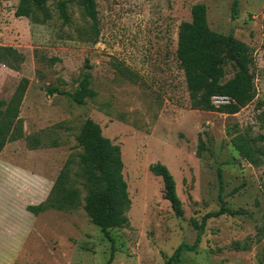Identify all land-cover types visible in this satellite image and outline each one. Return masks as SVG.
<instances>
[{
	"label": "rangeland",
	"instance_id": "1",
	"mask_svg": "<svg viewBox=\"0 0 264 264\" xmlns=\"http://www.w3.org/2000/svg\"><path fill=\"white\" fill-rule=\"evenodd\" d=\"M57 1L47 3L52 17L37 23L15 15L19 0H0V99H9L20 80L29 79L0 160L40 172L49 195L72 158V183L82 201L37 215L13 264H107L111 257V241L84 209L88 186L80 174L77 136L87 118L120 145L131 198L128 225L111 230L115 252L110 264H163L183 241H195L193 220L201 222L218 210L220 194L229 208L242 213L209 218L198 249L185 252L180 264H264V0H240L237 19L231 16L232 0H97L98 35L73 1L72 22L65 23ZM196 3L206 4L213 31L233 33L250 48L255 98L237 113L191 106L177 45L180 24L192 19ZM86 71L95 98L79 104L69 95L48 92H74ZM225 71L228 80L235 64L229 61ZM238 135L263 151L256 154V164L233 146ZM27 136L42 144L31 148ZM157 162L175 178L181 217L164 197L162 178L150 170ZM23 181L19 173L0 171L1 199L12 183ZM17 196L24 207L26 195Z\"/></svg>",
	"mask_w": 264,
	"mask_h": 264
},
{
	"label": "trees",
	"instance_id": "2",
	"mask_svg": "<svg viewBox=\"0 0 264 264\" xmlns=\"http://www.w3.org/2000/svg\"><path fill=\"white\" fill-rule=\"evenodd\" d=\"M49 0H19L15 15L31 18L37 23H46L52 13L47 6ZM75 2L84 15L92 20L93 30L99 34L97 0H58L56 9L65 23L72 22L69 3ZM240 0H232L231 16L237 19L240 14ZM192 19L183 21L179 27L177 57L184 71L185 82L189 91L192 108L203 111H218L234 114L255 98V75L251 70L253 57L249 46L236 39L233 33L222 35L213 31L208 20V10L205 3H196L191 9ZM264 26V7H263ZM231 51V57H226ZM232 61L236 66L234 75L228 80L225 65ZM88 65V61L86 63ZM91 72L86 71L74 92L50 88V94L69 95L75 102L83 104L87 99L97 96L91 86ZM29 79L23 77L9 99H0V154L5 149L15 124L20 117ZM214 95L228 96L227 104L216 105L212 101ZM82 147L79 164L81 176L88 186L84 209L91 221L99 226L112 243V253L107 264H110L115 252V238L111 234L114 228L128 225L127 211L131 206L128 183L124 177V161L120 145L103 134L102 127L92 118H87L77 136ZM28 145L35 149L42 144L40 138L26 137ZM233 146L252 164L258 162L256 154H263L259 148L251 147L247 140L238 135L232 139ZM59 145L58 141L51 143ZM203 149L200 144L199 153ZM74 160L68 159L61 167L51 192L47 199L37 205H28L27 209L39 215L50 209L66 210L81 204V190L73 185ZM150 170L160 176L164 184V197L171 204L176 216L184 214L183 204L176 191V181L169 168L161 163H153ZM264 190V176H263ZM221 207L207 213L201 222L193 220L197 236L193 243L183 241L173 254L165 256L163 264H180L185 252L198 249L209 218L223 214L236 215L242 213L226 205L224 196L220 194Z\"/></svg>",
	"mask_w": 264,
	"mask_h": 264
},
{
	"label": "crops",
	"instance_id": "3",
	"mask_svg": "<svg viewBox=\"0 0 264 264\" xmlns=\"http://www.w3.org/2000/svg\"><path fill=\"white\" fill-rule=\"evenodd\" d=\"M4 170L13 175L19 173L27 179V183L23 181L17 186L12 183V189L6 198L1 199L0 195V264H13L35 228L37 215L30 212L27 206L42 203L47 199L48 193L46 180L40 172L34 174L31 170L17 169L0 160V171ZM19 193H22V196L26 195L24 207L16 203L15 198Z\"/></svg>",
	"mask_w": 264,
	"mask_h": 264
},
{
	"label": "built area",
	"instance_id": "4",
	"mask_svg": "<svg viewBox=\"0 0 264 264\" xmlns=\"http://www.w3.org/2000/svg\"><path fill=\"white\" fill-rule=\"evenodd\" d=\"M212 101H213L214 104L220 105V104L230 103L231 99L228 96H225V95H214L212 97Z\"/></svg>",
	"mask_w": 264,
	"mask_h": 264
},
{
	"label": "water",
	"instance_id": "5",
	"mask_svg": "<svg viewBox=\"0 0 264 264\" xmlns=\"http://www.w3.org/2000/svg\"><path fill=\"white\" fill-rule=\"evenodd\" d=\"M226 57H227V58H230V57H231V51H228Z\"/></svg>",
	"mask_w": 264,
	"mask_h": 264
}]
</instances>
